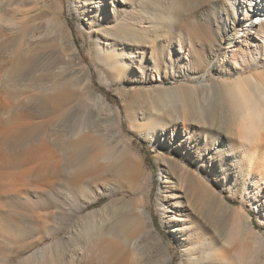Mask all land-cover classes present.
<instances>
[{
	"label": "rangeland",
	"instance_id": "374dc122",
	"mask_svg": "<svg viewBox=\"0 0 264 264\" xmlns=\"http://www.w3.org/2000/svg\"><path fill=\"white\" fill-rule=\"evenodd\" d=\"M123 1L0 0V129L16 108L53 128L81 100L74 123L105 154L83 165V193L57 182L56 207L37 210L52 218L24 223L32 235L0 236V264L74 249L83 263L88 230L136 213L147 234L123 264H264V120L251 117L264 115V22L251 32L264 0Z\"/></svg>",
	"mask_w": 264,
	"mask_h": 264
},
{
	"label": "bare ground",
	"instance_id": "6f19581e",
	"mask_svg": "<svg viewBox=\"0 0 264 264\" xmlns=\"http://www.w3.org/2000/svg\"><path fill=\"white\" fill-rule=\"evenodd\" d=\"M122 2L126 3L123 0ZM256 5L258 9H260L261 6L258 3H252V7ZM1 11H3V8ZM245 19H250V15H248ZM263 22V18L261 17L256 18V21L254 20L252 22V34L254 31L257 29L259 30L262 27ZM243 35L241 37H243ZM232 40H235V38H232ZM6 46L7 45H5V47ZM24 60L26 59L24 58ZM21 67L23 66L21 65ZM11 70L15 71L14 69ZM19 75L21 76V74ZM31 82L35 81L31 80ZM57 86V84L45 87L41 85L39 89H41L40 91L47 95L51 91L53 92ZM30 87L33 88L34 86L31 85ZM15 102L13 101V103ZM4 105H6V103ZM20 106L22 105H19L18 107ZM5 107H7V105ZM5 107L4 110H6ZM83 107L84 104L81 100L70 102L64 115L66 120L65 123L61 125H53V128L50 129H47L43 124L41 125V123L37 124L38 121L35 119L40 117L38 114L41 111H39L37 114L34 111L28 112V110L31 111L28 109V113L19 115L18 111L20 108H16V111L10 110L13 111L14 114L17 112L15 115L11 113L13 114L12 121L15 122L14 125L0 129V157L2 158V162L0 163L1 237H18L20 233L32 235L33 231L29 230L31 227L27 228L24 226V223L27 220L44 222L51 219L52 216L50 213L46 212L37 214V210L45 212L56 207L57 203L54 202L52 198L55 194H58V189H55L57 187V182H60V184L58 183L60 189L69 191L73 195L75 193H83L85 190L86 186L88 185L87 181L90 179H86L87 177L85 173H87L89 170L83 167V165L95 162L100 158V156H105V154L103 151L101 152L99 150H97L95 153H90L89 148L95 143L93 137L89 135L90 133L86 134L87 129L85 127L78 126L74 123L75 119L80 114H82ZM22 110L24 111V109ZM42 116L43 115H41V117ZM255 116L257 117V120H264V115L260 116L257 113V110L253 109L251 111V117ZM8 120L10 121V119H7V122ZM34 120L37 121V123H35ZM218 145L220 146V144ZM82 168L86 169V172H84L85 170H82ZM71 170L77 172L72 174L73 172ZM97 171H99V169ZM43 187H47L49 192H46L45 189H42ZM33 188L37 189V192L31 191ZM30 196H32L33 200L30 199ZM83 209L84 206L80 205L72 214L76 215ZM144 219V214L141 215L136 213L122 217L117 222V224L108 225L105 222L99 224L96 228H94L95 230L90 229L87 232L88 243H91L92 249L94 248L96 253L92 252L91 256H83V258L86 260L85 262L81 263L79 256L77 257V254L80 255L81 252H76V249L70 250L67 253L59 251L56 258L58 260L57 264H106L101 252L102 249H107L106 253L112 252L111 257L108 259L109 264H123L130 258L132 260L134 254L132 255L133 251L131 243L134 240V237L141 234H147V232H145V228L147 226ZM37 229L39 231H43L44 225H40L37 227ZM158 243L160 244V256L164 258L167 256V251L165 250L161 240L158 241ZM3 253L4 252L0 251V256Z\"/></svg>",
	"mask_w": 264,
	"mask_h": 264
}]
</instances>
